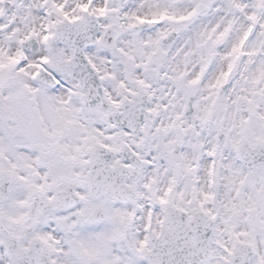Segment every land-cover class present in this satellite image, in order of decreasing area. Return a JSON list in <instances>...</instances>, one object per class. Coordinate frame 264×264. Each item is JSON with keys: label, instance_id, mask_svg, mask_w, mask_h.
Returning <instances> with one entry per match:
<instances>
[{"label": "snow or ice", "instance_id": "snow-or-ice-1", "mask_svg": "<svg viewBox=\"0 0 264 264\" xmlns=\"http://www.w3.org/2000/svg\"><path fill=\"white\" fill-rule=\"evenodd\" d=\"M0 264H264V0H0Z\"/></svg>", "mask_w": 264, "mask_h": 264}]
</instances>
